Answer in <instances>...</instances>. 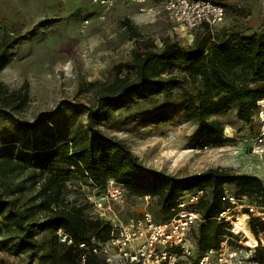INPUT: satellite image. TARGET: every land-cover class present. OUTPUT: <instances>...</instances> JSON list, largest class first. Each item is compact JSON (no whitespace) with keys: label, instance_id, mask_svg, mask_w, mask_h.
I'll return each instance as SVG.
<instances>
[{"label":"trees","instance_id":"obj_1","mask_svg":"<svg viewBox=\"0 0 264 264\" xmlns=\"http://www.w3.org/2000/svg\"><path fill=\"white\" fill-rule=\"evenodd\" d=\"M233 11L245 17L251 13L249 7ZM123 23L135 39L132 58L124 63L130 73L100 83L91 104L63 102L28 127L16 117L30 99L28 83L10 90L0 80V117L11 121V130L0 134V249L26 253V264H107L94 254L85 263L80 260L79 242L105 241L109 222L87 213L88 202L67 199V181L75 176L84 184L90 177L101 186L114 178L131 195L155 197L164 217L154 216L161 221L172 216L185 191L210 189L198 204L206 218L199 225L200 255L233 234L229 223L217 219L229 206L223 199L227 184L264 203V182L256 174L222 167L172 174L143 164L121 138L101 127L122 109H137L125 120L136 124L166 122L180 111L197 123L205 145H220L228 138L217 115L235 109L240 120L250 122L264 100V30L214 31L216 26L205 25L189 45L167 38L152 48L128 18ZM19 40L0 35V72ZM176 65L178 72L162 70ZM187 82L195 88H186ZM158 96L166 101L140 108ZM249 223L255 235L264 232V221L251 216ZM59 228L72 244L60 240ZM255 253V262L264 264V245L258 243Z\"/></svg>","mask_w":264,"mask_h":264},{"label":"rangeland","instance_id":"obj_2","mask_svg":"<svg viewBox=\"0 0 264 264\" xmlns=\"http://www.w3.org/2000/svg\"><path fill=\"white\" fill-rule=\"evenodd\" d=\"M162 0L139 2H118L108 10L91 0H0V35L20 36L12 50V55L0 72V80L10 90H17L25 83L29 85L30 99L17 119L25 126L37 124L42 112H56L63 102L91 104L97 95L100 83L113 80L116 76L129 74L124 63L132 58L135 39L123 20L128 18L152 47L159 48L169 38L183 45L193 42L204 27L192 31L182 30L158 13ZM225 5L226 18L214 31L225 28L245 29L248 32L264 30V0H216ZM153 8L154 12H144L140 6ZM249 7L250 15L241 16L233 8ZM86 23V25H85ZM177 65L162 68L178 72ZM184 86L194 89L196 84L187 82ZM179 90L175 91V96ZM173 96V97H175ZM166 99L158 96L154 101L140 108H153ZM259 109L250 122L237 116L235 109L219 113L225 130L229 134L226 141L218 146L204 149L205 137L198 131L194 120L185 118L182 112L174 111L166 122L158 124H136L125 121L132 111L118 110L112 119L101 127L109 134L121 138L125 145L143 164L179 176L202 172L211 167L231 168L237 172L258 175L264 182V156L252 152L253 137L259 131ZM85 119V118H84ZM11 130V121L0 117V134ZM80 177L67 181L66 197L76 203L86 202V190ZM227 188L236 194L244 204L264 205L255 196L241 194L234 184ZM86 188V187H85ZM210 189H206V196ZM148 208L158 218L156 198L131 195L125 190L121 201L114 210L123 220L136 217ZM92 213V206L86 209ZM240 223L243 215L240 207L234 209ZM244 231L227 236L230 250L236 251L234 264H257L255 262V239L264 245V232L255 235L249 220ZM199 226L189 235L191 254L185 259L188 264H199L200 249L197 244ZM249 240V241H248ZM251 240V241H250ZM26 253H15L0 249V264H26ZM97 264V263H92Z\"/></svg>","mask_w":264,"mask_h":264},{"label":"built area","instance_id":"obj_3","mask_svg":"<svg viewBox=\"0 0 264 264\" xmlns=\"http://www.w3.org/2000/svg\"><path fill=\"white\" fill-rule=\"evenodd\" d=\"M103 9L101 17L104 18L108 10L118 2H139L146 0H91ZM158 13H164L176 27L192 31L201 26H218L226 18V9L223 4L214 0H162ZM144 12H154L153 8L140 6ZM86 25V23H85ZM259 104L264 105V100ZM260 128L253 137L252 152L264 156V109L259 111ZM227 130L224 138H228ZM212 148L204 145V149ZM86 190V202L92 206V214L109 222V235L105 241L92 238L91 241H82L78 244L80 260L85 263L87 257L94 254L102 258L107 264H188L185 259L191 254L189 235L192 229L206 221L201 209L200 200L205 196L206 189L188 190L180 197L173 208L172 216L165 220H158L150 209L145 208L141 214L127 220L120 218L114 210L116 202L122 200L125 187L114 178L108 179L105 186L95 183L90 177L88 183L83 185ZM86 187V188H85ZM245 196V195H243ZM149 199V195L144 196ZM223 199L229 206L223 209L217 219L219 222L230 224V231L238 234L243 228H236L234 209L240 207L245 215V223L251 216L264 221V205L244 204L236 194L227 186ZM244 225L246 226V224ZM59 238L68 244L73 239L62 228L57 230ZM255 239L254 246L258 245ZM236 251L230 250L228 239L220 242L217 248H209L199 258V264H234ZM260 264V263H257Z\"/></svg>","mask_w":264,"mask_h":264},{"label":"bare ground","instance_id":"obj_4","mask_svg":"<svg viewBox=\"0 0 264 264\" xmlns=\"http://www.w3.org/2000/svg\"><path fill=\"white\" fill-rule=\"evenodd\" d=\"M246 216L243 215V219L245 218ZM244 221V220H243ZM236 228L239 229V228H244V223L242 222V224L240 223V219L236 222ZM249 241V240H248ZM251 241V240H250ZM255 244V240L253 242V244H248V245H254Z\"/></svg>","mask_w":264,"mask_h":264}]
</instances>
